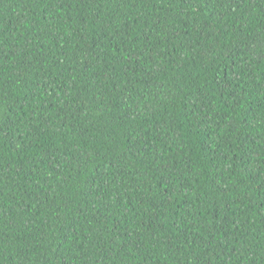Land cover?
I'll return each instance as SVG.
<instances>
[{
	"label": "trees",
	"instance_id": "obj_1",
	"mask_svg": "<svg viewBox=\"0 0 264 264\" xmlns=\"http://www.w3.org/2000/svg\"><path fill=\"white\" fill-rule=\"evenodd\" d=\"M264 0H0V264H264Z\"/></svg>",
	"mask_w": 264,
	"mask_h": 264
},
{
	"label": "snow or ice",
	"instance_id": "obj_2",
	"mask_svg": "<svg viewBox=\"0 0 264 264\" xmlns=\"http://www.w3.org/2000/svg\"><path fill=\"white\" fill-rule=\"evenodd\" d=\"M262 47H264V45H262Z\"/></svg>",
	"mask_w": 264,
	"mask_h": 264
}]
</instances>
